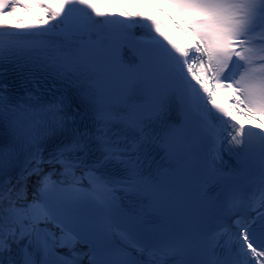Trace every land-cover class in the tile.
Listing matches in <instances>:
<instances>
[{"label":"snow or ice","instance_id":"snow-or-ice-1","mask_svg":"<svg viewBox=\"0 0 264 264\" xmlns=\"http://www.w3.org/2000/svg\"><path fill=\"white\" fill-rule=\"evenodd\" d=\"M135 7L0 0L4 17L42 10L31 24L0 20V66L27 73L22 94L0 82V264H264V0ZM37 73L59 85L41 89ZM229 89L225 107L217 92ZM160 152L186 165L184 195L153 171ZM161 194L194 209L187 228L149 227Z\"/></svg>","mask_w":264,"mask_h":264},{"label":"bare ground","instance_id":"bare-ground-1","mask_svg":"<svg viewBox=\"0 0 264 264\" xmlns=\"http://www.w3.org/2000/svg\"><path fill=\"white\" fill-rule=\"evenodd\" d=\"M12 15H8L7 17H5V18H8V17H11Z\"/></svg>","mask_w":264,"mask_h":264}]
</instances>
